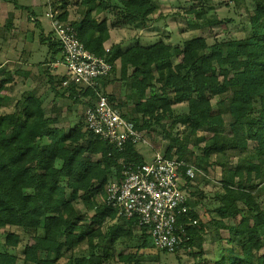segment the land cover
Returning <instances> with one entry per match:
<instances>
[{
    "label": "trees",
    "instance_id": "trees-1",
    "mask_svg": "<svg viewBox=\"0 0 264 264\" xmlns=\"http://www.w3.org/2000/svg\"><path fill=\"white\" fill-rule=\"evenodd\" d=\"M5 1L13 4L14 17L0 24V37L8 38L16 20L22 18L23 7L18 6L20 0ZM61 1L54 5L59 19L70 22L85 48L97 56L104 54L110 28L129 24L148 27L156 20L153 15L158 9L156 0H120V6L112 0H80L77 4L83 15L72 21L68 4ZM229 1L237 11L245 3ZM252 2L255 8L248 16L249 32L241 38L210 44L194 34L182 47L163 40L151 45L138 40L127 47L113 44L108 53L111 74L81 94L64 87L66 76L53 73L50 67L61 52L54 30L44 34L39 22L28 15L29 23L36 25L27 31L32 41L39 30L40 42L49 45L39 65L44 67L50 89L31 88L7 111L15 98L5 92L16 80L13 73L0 80V227L8 229L0 243V264H145L160 260L162 255L195 248L202 251L211 228L212 241L222 240L224 230L229 244L214 264H264V0ZM109 10L123 23H110L106 17ZM205 12L192 9L196 15L193 29L220 23L208 19ZM98 13L104 17L98 18ZM117 71L119 80L131 91L129 98L135 100L134 108L124 117L137 130H151L154 123L174 119L192 134L202 133L197 143L205 145L198 148L201 153L193 163L203 170L219 167L223 171L221 190L214 196L211 210L215 216L203 222L189 203L191 210L181 219L187 240L172 252L157 250L151 232L140 227L137 218L118 224L122 218L107 204V186L122 180L125 166L147 162L139 145L128 143L120 150L100 140L88 129L83 113L77 121L59 117L57 102L65 97L93 106L97 94L104 93L120 109L127 106L105 90ZM50 94L53 98L48 101ZM216 97L220 100L215 107L212 101ZM182 103H187L188 111L177 116L173 106ZM46 104L52 115L46 114ZM171 139L165 156L172 158L178 146L179 159L194 165L185 159V142ZM247 142L253 147L244 163L232 167L230 159L247 151ZM194 186L193 179H188L187 187ZM236 191L239 199L232 195ZM79 202L84 212L77 206ZM21 244L20 256L13 251ZM83 245L86 249L77 251Z\"/></svg>",
    "mask_w": 264,
    "mask_h": 264
},
{
    "label": "rangeland",
    "instance_id": "rangeland-1",
    "mask_svg": "<svg viewBox=\"0 0 264 264\" xmlns=\"http://www.w3.org/2000/svg\"><path fill=\"white\" fill-rule=\"evenodd\" d=\"M57 0H50L52 4L51 9L53 11H58L59 9L54 7L57 6ZM80 0H71L69 4L71 5V9L73 15L77 18H81L83 15L82 6L77 4ZM158 9L155 11L153 17L156 19L151 25L148 27H142L141 25H132L129 24L124 26L115 27L110 30L111 38L106 41L109 45L104 44L105 46H112L114 42L115 44L119 43L123 40L124 47L130 46L134 44L136 41H140L143 45H151L156 43L157 41L163 40L168 44L173 46H183V41L191 37L192 35H199L205 37L210 44H213L215 41H225L234 38H241L245 35V33L249 32L248 28V16L253 12L255 5L252 0H245L243 7L239 8V11L236 10L235 4L230 2L229 0H156ZM113 4L120 6V0H112ZM13 5V4H12ZM203 9L205 10V15L210 20H219L220 23L211 27H207L200 30H195L191 27V23L196 20V15L192 13V9ZM107 19L109 22H122V18H117L115 13L109 10ZM104 13H100V17L103 16ZM41 20L46 28V30L51 31V19L43 12ZM102 18V17H101ZM232 19V21H228ZM22 27L25 28V24H22ZM53 28V26H52ZM167 31V32H166ZM41 32L36 31V39L32 42L31 34H28L26 29H23L21 33L17 34V39H23L28 42V48H31V61H42L45 55L48 53L49 45L48 43L40 42ZM196 35V36H197ZM16 36V35H15ZM12 37H9L6 41L2 42L1 49L8 54L7 60L15 61L10 63L12 67L9 69L8 65L5 67L7 70L1 73L0 76L4 78H8L9 74L7 72L15 71L18 72L22 69L23 66L17 64L22 61V56L19 55L16 48V42H11ZM105 42V43H106ZM1 43V42H0ZM31 43V46L30 44ZM14 44V45H13ZM33 48V49H32ZM29 51H25L27 54ZM61 52L58 53L57 60L61 59ZM27 57V56H25ZM21 66V67H20ZM42 71H34L31 79L24 77L21 73H16L14 80L16 83L11 84V87L16 86L14 91H11L13 98L15 100L10 102V108L6 109L7 111H11L13 106L17 104V101L21 100L23 96L30 90L31 88H35L40 90L41 92L47 91L50 89V85L46 82V76ZM54 70V69H53ZM31 71V70H30ZM58 72H64V68L60 66L57 69ZM31 84L34 86L31 87ZM108 93H113L116 97V101L126 102L127 106L121 108L120 110L125 115L130 114V110L134 108L135 100L130 99L129 95L131 91L128 90L126 86L123 85V82L119 80V72L117 71L113 75L112 84L106 87L105 89ZM16 92V93H15ZM53 94H50V99L52 100ZM220 100V97H216L213 99L212 104L216 107L217 102ZM57 108L60 109L59 117L61 121L66 119L75 120L79 119V115L85 112L86 106L83 104H77L73 102L72 99L67 97L61 98L57 102ZM175 115L180 116L185 114L188 111L187 103L176 104L173 106ZM46 114L52 115L50 111L49 105L46 104ZM136 116V115H135ZM226 121L229 122V115H225ZM143 134L147 143L139 145L140 152L145 155L147 162L152 160L154 153L161 152L165 154L167 147L172 144L171 138H178L182 143L185 142L186 150H185V159H188L193 163L195 156L200 155L199 147H203L205 145L204 142H200V145L197 143L198 136L202 133L192 134L191 131L186 128L182 123L176 124L174 119H165L159 125L153 124L151 130H143ZM186 139V140H185ZM248 150L245 151L241 156H234L230 159L231 166L235 167L243 162V158L247 156L253 147V143L247 142ZM178 146H175L173 149L172 157L179 158L180 155L176 151ZM194 153V155L192 154ZM213 158L212 160H214ZM194 164V163H193ZM196 168V176L193 179L194 187L188 188L189 199L192 206L201 216L203 222H209L214 216L215 213H212L211 210L215 207L214 196L221 190V184L219 183V178L222 176V169L219 167H210L207 170H203L197 167L196 164L193 165ZM264 188V184H263ZM194 189V190H193ZM235 198L239 199L240 196L238 192L232 194ZM98 201V200H97ZM99 202V201H98ZM83 212L85 211L82 203L79 202L77 205ZM264 206V204H263ZM210 210V211H209ZM123 219L118 221V224H124ZM114 222H110L113 224ZM212 229V228H211ZM209 229V233L205 236L203 242V249L200 251L199 249H193L190 252L180 251L175 254H167L165 256L162 255L161 259L154 262H147L145 264H214L216 260H218L223 255V249L228 247L227 243V232L222 231V240L212 241L213 238V230ZM7 228L0 227V243L3 244L5 241V235L7 232ZM138 233V232H137ZM32 243V241H30ZM22 245H19L17 249H15V253L21 256ZM86 249V245H83L80 249ZM202 252V253H200ZM19 264H22V261H19Z\"/></svg>",
    "mask_w": 264,
    "mask_h": 264
},
{
    "label": "built area",
    "instance_id": "built-area-1",
    "mask_svg": "<svg viewBox=\"0 0 264 264\" xmlns=\"http://www.w3.org/2000/svg\"><path fill=\"white\" fill-rule=\"evenodd\" d=\"M48 17L62 54L50 67L54 70L60 66L64 68V87L85 93L97 80L111 74L113 68L108 58L111 46H105L104 54L97 56L85 48L70 22L59 19L58 11L50 10ZM97 95L95 104L86 106L83 113L88 129L95 136L120 150L128 143H147L143 131L137 130L106 94ZM195 176L193 165L156 152L150 162L128 164L122 180L108 184L107 204L116 209L123 220L137 218L140 227L149 229L157 250L172 252L187 240L181 219L191 210L187 180Z\"/></svg>",
    "mask_w": 264,
    "mask_h": 264
},
{
    "label": "crops",
    "instance_id": "crops-1",
    "mask_svg": "<svg viewBox=\"0 0 264 264\" xmlns=\"http://www.w3.org/2000/svg\"><path fill=\"white\" fill-rule=\"evenodd\" d=\"M57 1H59L60 3L62 2L61 0H57ZM69 1H71V0H65V2L68 4V11L70 13L69 18L72 21H76L78 19L77 15H76V17L73 15V12H72V9H71V5L69 4ZM20 5L24 8V9L22 8L23 12L20 15L22 18H21V20H16V22H15L16 27L14 26L13 27L14 29H12V31H11L12 39H9V40H11V42L14 41V43L16 42L15 51H17L19 55H23L22 56V58H23L22 61H20L17 64L23 66L22 69H24V70H21V74H23L24 77H25L26 74H28L27 78L29 80V79H31L32 74H35V73H31V72L42 71V67L43 66L39 65L40 61H36V62L31 61V56H32L31 51L32 50H31V48H28L29 47L28 46V42L29 41H24L23 39H20V40L17 39V34L21 33V31L23 29H26V31H33L35 29L36 25L35 24H30L29 21L27 20L29 14L33 15L32 20L34 22H37V21L39 22L38 24L41 27L40 29H43L44 34L47 35L50 32H52L53 31L52 26H51V31L50 30H46V28H45V26H44V24H43V22L41 20V17H40V16H42L43 12H45V14L47 15V13L51 9V6H50L51 3H50V0H20L18 6H20ZM12 10H13L12 4H8L5 0H0V24L1 25H3L4 22L7 19H9L10 17H14V15H12L13 14ZM98 14H99L98 18H101V17L103 18L104 17V15L100 17V13H98ZM16 15H18V14H16ZM108 15H109V13H106V17H108ZM22 24H25V28L22 27ZM112 29H114V28H110V30H112ZM35 33H33V35ZM8 38L1 34V37H0V42H1L0 43V75H1V73H3V71L5 72L7 70V68L5 69V67L7 65L9 67V69H11L12 67L10 66V63L15 64L14 63L15 61H11L10 62L9 60H7L8 54L3 51L5 49H3V47L1 46L2 42L6 41ZM110 38H111V34H110ZM123 40H121L119 43H122ZM115 43L116 42H114V44ZM29 44L31 46V43H29ZM105 44L109 45L107 42ZM1 47H2L3 50L1 49ZM26 50L29 51L27 54H25ZM25 56H27V57H25ZM54 71L55 72H53V73L62 74V75H64V73H65V71L64 72H58L57 70H54ZM7 73L9 74V77L11 76V73H13L14 74L13 76L15 78V74H16L15 71L7 72ZM2 76H5V74H3ZM2 76H0V80L6 79V78H4ZM11 84H13V83H11ZM11 84H9V89L5 92V94H7L9 96H12V94L10 92L14 91L16 89V86L11 87ZM33 86L34 85L31 84V87H33Z\"/></svg>",
    "mask_w": 264,
    "mask_h": 264
}]
</instances>
